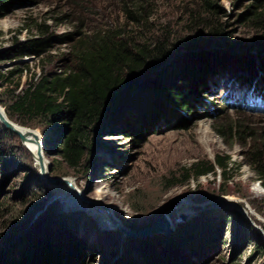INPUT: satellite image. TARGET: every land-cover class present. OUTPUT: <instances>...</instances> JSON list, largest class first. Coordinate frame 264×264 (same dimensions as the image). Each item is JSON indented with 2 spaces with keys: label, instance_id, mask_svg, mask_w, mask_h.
Returning <instances> with one entry per match:
<instances>
[{
  "label": "rangeland",
  "instance_id": "rangeland-1",
  "mask_svg": "<svg viewBox=\"0 0 264 264\" xmlns=\"http://www.w3.org/2000/svg\"><path fill=\"white\" fill-rule=\"evenodd\" d=\"M122 1L13 0L0 19L1 109L10 106L13 96L31 80L36 81L43 73L64 74L73 65L71 41L52 43L50 51L40 57H14V49L20 43L39 36L36 24L44 23L56 38L121 28L126 22ZM147 2L152 5L153 30L170 26L172 38L179 45L175 57L192 48L183 45V39L200 46V51L216 47L202 27H188L187 12L197 9L200 0ZM214 2L221 10L217 19L225 29L227 44L256 38L257 31L241 21L252 0ZM15 70L23 73L10 74ZM227 84L223 77L214 89L216 93L196 96L195 100L205 95L207 101L192 111L165 113L155 125L148 118L150 127L141 134V116L156 96L147 89L133 93L112 110V117L105 119L102 126L91 128L86 155L78 166L62 157L70 123H60L55 139L45 142L42 132L47 127L37 121L25 126L20 118L11 120L41 134L44 146L48 147L44 157L51 165L50 177L74 183L77 192L67 184L56 186L48 181L40 161L0 124V248L14 256L18 252L13 243L17 231L29 229V223L40 222L28 230L33 234L47 221L51 222L49 227L65 221L85 245V257L80 258L83 264H123L129 259H137V264H181L182 260L184 264H264V187L246 165L244 148L226 142L215 129L218 122L229 120L264 126V111L228 108ZM209 102L218 110L216 115H211ZM180 116L187 129H181L184 125ZM216 156L232 157L239 166H233L230 183L226 184L220 171L216 177L186 181L189 168L201 160L214 161ZM223 192L228 195H222ZM100 215L106 221L100 220ZM162 215L169 220V233L137 239L125 236L123 231L149 228ZM227 218L229 222L224 221ZM196 223L206 225L201 235L188 245L175 246L171 260L165 256L164 240L174 238L180 228L186 230ZM137 241L145 245L139 253Z\"/></svg>",
  "mask_w": 264,
  "mask_h": 264
},
{
  "label": "trees",
  "instance_id": "trees-1",
  "mask_svg": "<svg viewBox=\"0 0 264 264\" xmlns=\"http://www.w3.org/2000/svg\"><path fill=\"white\" fill-rule=\"evenodd\" d=\"M12 1L0 0V19L5 17L3 12L9 9ZM200 2L197 9L187 12L188 27H202L215 41L216 47L200 51V46L183 39V45L192 48L186 49L179 57L174 55L179 45L172 38L170 26L162 25L153 30L150 22L152 5L147 0H123L125 24L121 28L97 30L92 35L80 36L77 32L75 37L56 38L44 23L36 24L39 36L20 43L14 49V57H40L50 51L52 43L71 41L74 44L73 65L64 74L43 73L36 81L27 83L13 96L12 104L4 106L7 117L10 120L20 118L26 122L23 123L25 126L37 121L47 127L42 132L45 142L49 138L55 139L60 123H70L72 127L63 142L62 157L71 165L78 166L86 155L91 128L102 126L105 119L109 120L113 109L133 93L145 89L157 98H151L147 112L142 114L138 134L150 127L148 118L155 125L165 113L192 111L206 103L205 95L216 93L214 89L223 77L228 82L225 96L228 108L264 111V0H252L247 12L241 16V21L257 31L256 38L241 39L231 44L225 42V29L217 19L220 8L214 0ZM16 71L23 73L15 70L10 74ZM202 94H205L203 99L195 100ZM208 104L211 115H216L215 105ZM179 120L184 121L181 116ZM181 124L184 125L181 129H187L183 122ZM215 129L226 142L244 148L246 165L264 187V126L253 127L240 120H229L218 122ZM44 147L46 151L47 145ZM2 160L0 144V163ZM233 166L239 167L232 157L216 156L214 161L201 160L186 171V181L216 177L220 171L227 184L232 180ZM222 195L228 193L223 192ZM224 221L229 222L228 218ZM38 223L34 222L29 229L40 225ZM47 224L33 234H29L32 229L28 232V228L17 231L13 243L14 250L18 252L13 256L0 248V264H83V258H80L85 257V245L77 240L67 222L55 227ZM204 226L196 223L186 230L185 227L180 228L174 238L164 240L163 254L171 260L175 246L188 245L201 235ZM136 243L138 253L144 250L145 245L141 241ZM154 251L151 250L152 253ZM184 263L182 260L181 264ZM123 264H137V259H129Z\"/></svg>",
  "mask_w": 264,
  "mask_h": 264
},
{
  "label": "water",
  "instance_id": "water-1",
  "mask_svg": "<svg viewBox=\"0 0 264 264\" xmlns=\"http://www.w3.org/2000/svg\"><path fill=\"white\" fill-rule=\"evenodd\" d=\"M3 110L5 111V109H3ZM0 124H1V127L3 129L11 132L12 134H15L20 139L21 143L24 146L26 145V142H27V136L26 135L31 132V134L33 135L34 141L37 145V148H38V152H39V156H40L39 165H41V167L43 169V174H44L45 178L50 182L65 183L68 186L72 187V189L77 192L76 188L73 187L72 183L68 182L64 178H52V177H50L49 172L51 169V165H49L48 161L44 157L45 148H44V144H43V138L38 131L33 130V131H29L28 133H24L21 130H19L16 127V125L7 117V115H5L4 113H1V106H0ZM35 132H37V133H35ZM44 161L47 162V167H46L47 169H45V167H44ZM183 218L184 217L182 216L181 219L183 220ZM170 230L171 229H170V225H169V220L167 219V215H162L161 217H159L157 219V221L150 228L144 229L141 232H130L129 234L131 236H140V235L155 233V232H159V231L164 232V233H169Z\"/></svg>",
  "mask_w": 264,
  "mask_h": 264
},
{
  "label": "bare ground",
  "instance_id": "bare-ground-1",
  "mask_svg": "<svg viewBox=\"0 0 264 264\" xmlns=\"http://www.w3.org/2000/svg\"><path fill=\"white\" fill-rule=\"evenodd\" d=\"M133 95V94H132ZM131 95V96H132ZM1 113H4L5 115H6V113H5V111L4 110H2L1 109ZM16 125V124H15ZM16 127L19 129V130H21L22 132H24V133H28L30 130H27V129H24V128H21V127H19V126H17L16 125ZM35 133H37V132H35ZM27 142H26V145H25V147H27V149L32 153V155L36 158V160L37 161H40V156H39V152H38V148H37V145H36V143H35V141H34V138H33V135L31 134V132L30 133H28L27 135ZM44 167H45V169H47L46 167H47V163H46V161H44ZM42 168V167H41ZM43 170V169H42ZM52 183V182H51ZM54 183V182H53ZM74 184V183H73ZM72 184V185H73ZM54 185H56V186H60V185H65V183H54ZM114 216V215H113ZM105 216L104 215H100L98 218L100 219V220H103V221H106V219L104 218ZM112 222V221H111ZM114 222V221H113ZM112 222V223H113ZM106 223V222H105ZM113 224H115V223H113ZM169 225H170V223H169ZM30 226H33V223H29V227ZM116 226H118V224H116ZM150 228V227H149ZM147 229V228H146ZM142 230H144V229H142ZM142 230H137V231H134V230H128V231H123L124 232V234H125V236L126 237H129V238H134V239H137V238H143V237H147V236H152V235H154V234H158V233H164V232H155V233H150V234H144V235H140V236H131L129 233L130 232H141ZM165 234H167V233H165ZM16 236V235H15Z\"/></svg>",
  "mask_w": 264,
  "mask_h": 264
}]
</instances>
